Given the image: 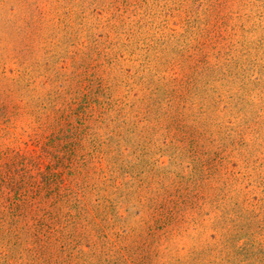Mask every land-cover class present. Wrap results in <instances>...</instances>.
<instances>
[{
    "label": "rangeland",
    "instance_id": "obj_1",
    "mask_svg": "<svg viewBox=\"0 0 264 264\" xmlns=\"http://www.w3.org/2000/svg\"><path fill=\"white\" fill-rule=\"evenodd\" d=\"M0 264H264V0H0Z\"/></svg>",
    "mask_w": 264,
    "mask_h": 264
},
{
    "label": "trees",
    "instance_id": "obj_2",
    "mask_svg": "<svg viewBox=\"0 0 264 264\" xmlns=\"http://www.w3.org/2000/svg\"><path fill=\"white\" fill-rule=\"evenodd\" d=\"M87 210V209H86ZM86 210L84 211V213H86Z\"/></svg>",
    "mask_w": 264,
    "mask_h": 264
}]
</instances>
